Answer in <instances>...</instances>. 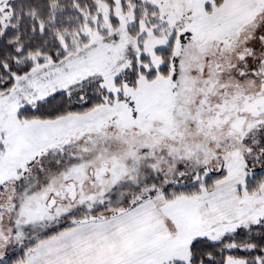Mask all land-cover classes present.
I'll list each match as a JSON object with an SVG mask.
<instances>
[{
    "label": "snow or ice",
    "instance_id": "obj_1",
    "mask_svg": "<svg viewBox=\"0 0 264 264\" xmlns=\"http://www.w3.org/2000/svg\"><path fill=\"white\" fill-rule=\"evenodd\" d=\"M0 264H264V0H0Z\"/></svg>",
    "mask_w": 264,
    "mask_h": 264
}]
</instances>
